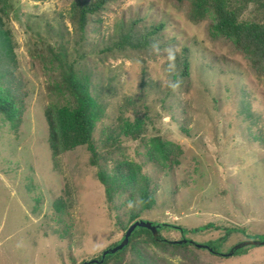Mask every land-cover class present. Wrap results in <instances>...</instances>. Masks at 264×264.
I'll list each match as a JSON object with an SVG mask.
<instances>
[{"label":"rangeland","instance_id":"1","mask_svg":"<svg viewBox=\"0 0 264 264\" xmlns=\"http://www.w3.org/2000/svg\"><path fill=\"white\" fill-rule=\"evenodd\" d=\"M77 1L8 0L0 12L16 59L0 87L20 109L17 123L0 115V264L97 259L133 213L186 229L161 231L173 244L208 246L242 230L215 246L222 254L264 236V75L193 0H108L83 37L71 22ZM225 2L240 23L264 25V0ZM68 65L89 84L98 166L87 146L57 153L50 141L47 112L75 106ZM156 139L169 145L168 160L151 159ZM129 168L149 187L151 210L137 191L107 201L99 173ZM194 244L142 238L140 249L151 264H264V247L225 257Z\"/></svg>","mask_w":264,"mask_h":264},{"label":"trees","instance_id":"2","mask_svg":"<svg viewBox=\"0 0 264 264\" xmlns=\"http://www.w3.org/2000/svg\"><path fill=\"white\" fill-rule=\"evenodd\" d=\"M185 1V0H180ZM108 0H95L93 2L77 1L73 3L70 10L71 22L75 27V30L81 33L83 37L89 16H93L100 13ZM8 3V0H0V12L4 11ZM193 10H197L198 13L210 9L213 11L216 17V28L221 35L230 39H235V45L238 50L245 52L253 62L255 68L261 75H264V25L260 24H244L238 21V15L235 11L229 9L228 2L225 0H193ZM164 28V25H161ZM159 28L155 29L156 31ZM8 33L3 31V23L0 18V81L4 80L9 74H12V65L16 64L15 55L12 51L11 41L7 35ZM153 34V33H151ZM129 42L128 36L125 37ZM187 61V60H186ZM188 65H184L183 74L187 76L189 74ZM8 74V75H7ZM64 84L73 97L75 106L73 109L61 108L55 112H47L46 118L50 128V141L55 152L71 151L79 146H87L91 153V163L94 166H98L97 150L93 140V121H92V109L93 103L89 92V84L86 80H80L74 69V65H68L64 74ZM16 90L19 89L16 87ZM18 97L14 92L10 90L3 91L0 87V115H2L7 121L11 123L19 122L20 109L17 107L15 100ZM19 98V97H18ZM135 130L139 131L134 134L128 131L134 140L139 139L142 132V126L140 122H137ZM155 149L152 150L151 159L153 160H168L169 158V145L163 144L160 139L154 140ZM56 156V155H55ZM161 159H158V158ZM118 169L113 176L99 173V181L104 186L105 196L110 204H113L114 200L118 197L124 196L130 191H137L139 194L136 197L144 209L151 210L153 208L154 199L149 194L148 186L141 185L140 179L136 177V173L132 169H128L126 173H122ZM139 215L133 213L130 218L129 227L138 221ZM154 225H161L159 229V239L154 238L153 234L146 229H137L130 238L129 246L124 248L121 252L113 256H107L103 264H151L148 257L141 251L140 245L142 238L144 241L155 245L160 248H173V249H185L192 242H188L186 245H179L176 242L166 241L161 231L163 230H176L179 233L186 235L188 232L182 227H176L168 224L153 223ZM128 227V228H129ZM125 229V233L128 230ZM215 228L214 224H209L199 229L191 231V233L205 232ZM124 233V236H125ZM233 233H244L240 229L227 230L226 236L222 237L219 241L209 242L208 246L212 248L216 256H223L215 246L220 247L223 245L228 237ZM246 235V234H244ZM123 236V239H124ZM247 236V235H246ZM250 240L264 241V236L250 238ZM123 239L114 244L111 248L118 246ZM194 244V243H192ZM195 245V244H194ZM243 249L235 254L236 256L243 255ZM132 260H130L131 258ZM102 254L97 259L101 261ZM91 261V260H90ZM86 262V261H85ZM82 262L81 264L85 263ZM89 262V261H87Z\"/></svg>","mask_w":264,"mask_h":264},{"label":"water","instance_id":"3","mask_svg":"<svg viewBox=\"0 0 264 264\" xmlns=\"http://www.w3.org/2000/svg\"><path fill=\"white\" fill-rule=\"evenodd\" d=\"M146 229L148 231H150L154 238L159 239V229L161 228V225H154L152 222L149 221H143V220H139L136 221L135 223H133L128 230L125 233L124 239L123 241L116 247L114 248H109L106 249L103 253H102V259L101 261L99 260H91L89 262H85L83 264H103L106 257L107 256H113L115 254H117L118 252H121L124 248H126L127 246H129L130 243V238L133 235V233L137 230V229ZM189 241L187 240H182V241H176L177 244L179 245H186L188 244ZM192 244V243H191ZM198 248H203L208 250L210 253L214 254L215 251L210 248L209 246H204V245H198L195 244ZM249 247H264V241H260V240H246L245 242L236 245L235 247H233L228 254H222L225 257H234L235 254L242 249H246Z\"/></svg>","mask_w":264,"mask_h":264}]
</instances>
